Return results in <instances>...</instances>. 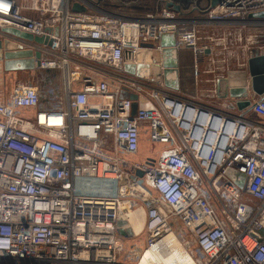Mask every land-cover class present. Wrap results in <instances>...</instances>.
<instances>
[{
  "label": "built area",
  "instance_id": "obj_1",
  "mask_svg": "<svg viewBox=\"0 0 264 264\" xmlns=\"http://www.w3.org/2000/svg\"><path fill=\"white\" fill-rule=\"evenodd\" d=\"M78 2L88 10L73 12ZM97 5L0 0L1 21L49 38L38 69L63 76L61 93L19 82L0 103V264H119L118 223L140 208L147 248L175 234L188 252L196 246V264H264V100L252 99L260 122L148 88L125 65L161 53L172 33L198 57L209 49L199 23L183 24L174 9L123 17ZM263 11L264 0H224L206 10V23L247 27ZM143 135L164 148L156 160L130 162Z\"/></svg>",
  "mask_w": 264,
  "mask_h": 264
},
{
  "label": "crops",
  "instance_id": "obj_2",
  "mask_svg": "<svg viewBox=\"0 0 264 264\" xmlns=\"http://www.w3.org/2000/svg\"><path fill=\"white\" fill-rule=\"evenodd\" d=\"M99 2V0H93ZM144 1V0H143ZM178 5L182 7V11L178 15V19L181 22L186 24H191L193 22L199 23V30L207 31L209 34H218L220 35L217 38L215 43H205L204 38L201 36L202 44H207L209 49L204 53L195 57L190 48L181 47L178 49V90L168 89L162 84L161 86L156 85L145 78H139L133 75L128 74L136 80H139L141 83L145 84L148 88L156 89L163 94L170 95L172 97L181 99L183 101L194 103L200 107L211 109L223 114L243 117L246 120L260 121L262 119L251 112L240 111L237 107L232 108L229 99H220L217 96L216 82L219 78L227 77L230 72H246V83L249 90H251V81L252 78L249 73V61L250 59L264 55L262 49L263 45H255L254 40L251 43H246L245 37L247 30L256 27H264V22L253 17L251 18V25L247 27L240 25L239 23L233 21H224V22H215V23H206V11L197 10V8H191V11L184 9L183 5L179 0H175ZM142 2V1H140ZM26 8L23 10V13L29 17L37 18L39 15L30 9V5H24ZM99 11L108 12L116 14L123 17L130 16H145L149 13L160 14L164 8H166L165 2L160 0L156 5H150L151 12L145 11L144 14H134V13H121V9L116 10H107L99 5ZM261 28L260 30H262ZM6 31L7 33H4ZM259 31L258 34H260ZM13 34L26 35L27 32L0 20V39H10L14 41L21 42L29 48H35L36 50H41L40 46L31 43L29 41H24L14 36ZM212 38V35H210ZM259 37V36H258ZM254 38V37H253ZM173 40L172 35H168L166 42L171 43ZM162 40L160 45L162 46ZM260 43V42H259ZM220 46H223L222 49H219ZM164 51V48H163ZM163 51L160 52H147L143 51L139 56V63L151 64L162 63L163 61ZM223 53V57L222 54ZM83 66H90L93 68L101 69L95 63L86 60V59H76ZM73 68V67H72ZM102 70V69H101ZM40 72H49L51 77H46L45 84L43 88L40 87L39 83L34 82L33 78L36 74ZM126 73V72H125ZM58 77L57 73L49 70L36 69L35 71H19V72H7L4 68V61H0V103H5L16 83H24L28 85L38 86L41 90H47L52 86L54 80ZM175 76L171 75L169 79H174ZM150 89V90H151ZM251 98L254 99L259 97L255 92L250 93ZM124 96H128L125 94ZM260 98V97H259ZM240 101V100H237ZM143 135L141 138L144 140ZM164 148V147H163ZM163 150V149H162ZM161 150V151H162Z\"/></svg>",
  "mask_w": 264,
  "mask_h": 264
},
{
  "label": "water",
  "instance_id": "obj_3",
  "mask_svg": "<svg viewBox=\"0 0 264 264\" xmlns=\"http://www.w3.org/2000/svg\"><path fill=\"white\" fill-rule=\"evenodd\" d=\"M224 0H210V8L214 9L219 6ZM98 7V6H97ZM89 5L82 3H74L72 5V11L75 13H84L88 10ZM99 8V7H98ZM166 8L174 9L177 12L182 11V7L177 4L175 0L168 2ZM255 18L264 22V11L254 16ZM4 33H7L4 31ZM55 34H59V30L56 29ZM14 36L24 41H29L38 46L48 45V37H37L27 33L26 35L13 34ZM168 35L173 36V40L169 43L167 40ZM163 61L162 63L151 64H126L125 72L139 77L150 80L158 86L164 84V86L171 90H178L179 78H178V49L176 47V35L165 34L162 37ZM151 49L154 45H146ZM42 51L35 48L26 47L21 42L0 39V61H4V68L7 72H19V71H35L41 66ZM249 73L252 78L251 90L248 89L246 83V72H230L227 77L219 78L216 82L217 96L220 99H233L236 102V107L240 111L251 112L252 111V98L251 92H255L262 100H264V55L256 56L249 61ZM171 75H174V79H169ZM130 99L133 103V116H136L138 109L136 95H130ZM151 160V159H150ZM138 177H143V173L138 171ZM125 221L118 223L119 233L123 237H132L133 233L130 228L123 229L126 226Z\"/></svg>",
  "mask_w": 264,
  "mask_h": 264
},
{
  "label": "rangeland",
  "instance_id": "obj_4",
  "mask_svg": "<svg viewBox=\"0 0 264 264\" xmlns=\"http://www.w3.org/2000/svg\"><path fill=\"white\" fill-rule=\"evenodd\" d=\"M108 3V9L110 10H116L117 9H121L120 12L121 13H134V14H144L145 11L147 12H151V9H149V5H151V3L149 2V0H145L148 1L146 3H142L143 5H141V8L137 7L136 5H118L117 0H106ZM110 1V2H108ZM204 4V3H203ZM148 7V9H145V7ZM261 28H263L262 30H260ZM259 31H262L259 33ZM200 35L204 38V42L205 43H216L217 42V38L220 36L218 34V32H216V34H209L207 31L201 30ZM210 35H212V38L214 40L210 41V40H206L208 38H210ZM259 36V37H258ZM254 37V38H253ZM244 38L246 39V43H251L254 40L255 45H263L264 47V27H256V28H249L246 32L245 37H243V42H244ZM252 40V41H251ZM257 42V43H256ZM260 42V43H259ZM223 46H220L219 49H222ZM153 52H156V50L154 49ZM262 53H264V49H262ZM223 57V53L221 54ZM102 70L104 71H110L111 70L109 68L106 67H102L100 66ZM57 73L58 77L54 80V83L52 85V87H55L58 92H62L63 90V79H62V73L60 71H54ZM51 77V74L48 72H40L38 74H36V76L33 78L34 82L39 83L40 87L43 88L44 84H45V80L46 77ZM236 102L233 99H229V103L231 105L232 108L236 107ZM163 149L162 145H158V144H154L152 143L149 138L147 136L144 137V140L142 141V145H141V149L140 152L138 153V155L133 156V157H128V159L130 160V162H138L140 164L146 162V159L150 158L153 160H156L159 158L160 154H161V150ZM246 200L253 204V205H259V203L249 197L246 196ZM185 238H190L189 233L184 234ZM147 237H148V232L146 229H144V231L142 230L141 233H139V235H133L132 237H124V251L121 253L120 258L118 263L119 264H138L140 259L143 257L144 253L146 252V250H148L147 248ZM180 240V239H179ZM180 242H182V240H180ZM190 254H196V246L192 245L190 248H188ZM123 260L125 261V263L123 262Z\"/></svg>",
  "mask_w": 264,
  "mask_h": 264
},
{
  "label": "bare ground",
  "instance_id": "obj_5",
  "mask_svg": "<svg viewBox=\"0 0 264 264\" xmlns=\"http://www.w3.org/2000/svg\"><path fill=\"white\" fill-rule=\"evenodd\" d=\"M125 220L133 235H139L146 227V212L140 208L125 216ZM139 262L141 264H196L175 234H171L164 242V246L148 248Z\"/></svg>",
  "mask_w": 264,
  "mask_h": 264
},
{
  "label": "trees",
  "instance_id": "obj_6",
  "mask_svg": "<svg viewBox=\"0 0 264 264\" xmlns=\"http://www.w3.org/2000/svg\"><path fill=\"white\" fill-rule=\"evenodd\" d=\"M159 1L160 0H149L151 5H156V3ZM179 1L181 2V5H183L184 9H186L187 11H191L192 10L191 8H195V7L197 8V10L206 11L210 7V0H179ZM117 2H118V5H136L137 7L141 8V5H143L142 3H146L148 1H145V0L144 1L143 0H117ZM98 5L104 9L110 10L108 9V3L106 0H99ZM145 9H148V7H145ZM149 9H150V5H149Z\"/></svg>",
  "mask_w": 264,
  "mask_h": 264
},
{
  "label": "flooded vegetation",
  "instance_id": "obj_7",
  "mask_svg": "<svg viewBox=\"0 0 264 264\" xmlns=\"http://www.w3.org/2000/svg\"><path fill=\"white\" fill-rule=\"evenodd\" d=\"M140 152V151H139ZM138 155V154H137ZM150 160V158H148V159H146V162H144V163H148V162H150L149 161ZM152 160V159H151ZM138 163V162H137Z\"/></svg>",
  "mask_w": 264,
  "mask_h": 264
}]
</instances>
